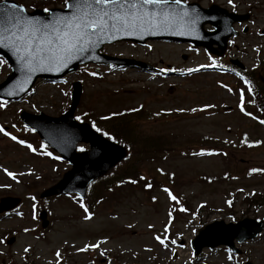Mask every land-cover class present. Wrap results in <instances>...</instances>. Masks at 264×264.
<instances>
[{
	"label": "rangeland",
	"instance_id": "1",
	"mask_svg": "<svg viewBox=\"0 0 264 264\" xmlns=\"http://www.w3.org/2000/svg\"><path fill=\"white\" fill-rule=\"evenodd\" d=\"M17 1L29 10L31 5L62 6V0ZM192 1L204 6L217 3L232 10L227 0H188ZM235 2L236 11L250 13V20L236 25L240 33L230 40L223 60L227 62L231 58H238L246 69H254L264 83V35L258 34L264 30V0ZM246 24L248 30L242 32ZM102 52L139 59L152 64L153 68L144 70L135 66L119 68L86 64L63 81H38L31 94L18 101H9L8 106L0 110V125L39 148L42 140L35 131L25 130L19 116L21 111L61 115L70 106L72 83L77 80L82 82L83 92L76 113L85 120L97 121L107 129H110L109 123L113 118L104 121L102 116L142 105L143 109L135 113L141 118L139 128L132 135L138 136L139 143L135 144L130 159L124 161L114 175L117 171L130 172L138 178L142 173L148 183L149 180L153 182L152 188L144 190V181L136 185H115L111 192H102L101 203L96 204L93 211V220L85 222L82 220V210L72 196H52L46 200L39 196L43 189L61 178L70 167L69 163L30 153L0 135V186L10 185L0 187V198L6 195L23 198L18 211L20 216L15 213L2 218L0 215V238L5 241L0 244V253H3L0 264H24L20 257L22 249L28 245H31V250L27 264H48L50 260L55 264L53 253L57 248L66 257L64 264H91L93 260L95 264H108L109 261L110 264H228L226 247L206 248L195 258L191 240L201 225L215 220L229 222L244 217L264 220V172L248 175L251 168L264 169V125L244 116L237 108L240 90L247 87L232 69H201L188 74L185 69L207 65L211 63L209 57L213 56L202 47L187 43L152 41L139 45L123 41L107 44ZM161 68L180 71L160 73ZM89 72L98 75L91 76ZM9 73L8 67L0 68V83ZM221 84L232 91L228 92ZM245 98L252 101L247 106L252 111L250 104L253 100L247 95ZM206 104L215 107L196 113L187 111ZM178 108L186 111H175ZM158 112L160 115H155ZM262 115L264 119V113ZM13 124L19 131L11 127ZM245 133L249 141L260 140L262 143L254 147L241 145ZM225 140L231 143L226 144ZM80 146L87 148L88 144L80 142ZM201 148L226 152L228 155H181ZM157 168L175 175L161 174L156 171ZM3 169L14 173L31 170L33 175L18 176L17 183ZM225 173L237 179H225ZM209 178L214 179L209 182ZM163 187H169L188 209L185 213L173 212L174 222L169 237L176 239L178 245H184L183 248L170 245V249L175 248L174 254L153 239L154 235L163 232L168 222L167 213L173 210L162 191ZM237 189H243V192ZM248 193L254 194L246 195ZM153 196L156 197L155 202ZM31 197H35V200ZM226 200H232L231 207L225 203ZM33 203L36 205L35 219ZM201 204L203 207H198ZM42 209L47 210L50 219L46 228L41 225L38 215ZM192 213H196L195 217ZM150 224L153 225L151 229L148 227ZM24 228L31 231L25 233ZM13 235L16 240L8 244L7 240ZM104 237L108 239L101 249L108 250L105 257H100L96 252L77 253L75 248L69 246L83 247L85 243H95ZM65 240L68 241L67 245ZM239 247L243 252L233 254L232 264L246 260L253 264H264V230L256 239L241 243ZM148 248L151 251H146Z\"/></svg>",
	"mask_w": 264,
	"mask_h": 264
},
{
	"label": "snow or ice",
	"instance_id": "2",
	"mask_svg": "<svg viewBox=\"0 0 264 264\" xmlns=\"http://www.w3.org/2000/svg\"><path fill=\"white\" fill-rule=\"evenodd\" d=\"M228 6L233 12L237 9L235 0H227ZM250 7V6H249ZM31 11L23 4L11 2L6 0H0V49L5 50L14 59L16 71L20 73V77L17 78L10 88L5 89V95L12 97L17 93L25 92L26 87L30 84L33 75L37 72H61L69 67L74 61L85 58L86 55L94 50L98 49L105 43H111L116 39L123 37L138 36L143 38L144 36L152 35L156 36L162 33H167L173 36H186L194 37L196 39H203L200 35V27L205 21H215V16H205L198 11L196 7L189 5L188 0H62V6L60 8L42 7L37 9L36 5H31ZM209 31H215L214 28H209ZM226 31H231V28H226ZM259 35H264V32H258ZM231 43V41H230ZM149 51L151 46L149 45ZM92 59H99L98 56H93ZM211 63L207 65H199L196 68H187L188 74L198 72L201 69H222L223 66L213 58L209 57ZM8 67L11 71L13 66L9 65L8 61L0 57V68ZM255 68L256 65H253ZM172 71H180L174 68H161L160 73H167ZM91 76H97L96 72H89ZM240 75V73H236ZM243 79V77H242ZM66 83V81H65ZM245 85H248L246 89L240 90L239 103L237 108L244 116L253 120H257L260 125H264V119H259L254 116L252 112L247 111V104L251 103V100H246V95L251 96L254 89L251 87L249 81L244 80ZM223 88H226L228 92L232 89L227 85L221 84ZM9 101L6 99H0V110L5 109L8 106ZM142 107V105H141ZM215 105L206 104L201 108H190L187 111L196 113L198 111H206L209 108H213ZM139 108L129 109V111H139ZM171 111V110H169ZM177 112H184L186 109H175ZM83 115L87 116V113ZM123 113L113 112L110 116H102V120L111 119L114 116H121ZM155 115L159 116L160 113ZM76 121H81V116L74 117ZM16 129V125L11 126ZM92 129L106 137L108 140L114 141V137L103 131L96 125L94 121L91 122ZM19 131V129H16ZM26 131H36L34 128H29L25 125ZM0 135L8 138L10 141L23 148H26L30 153L42 156H48L55 160H60V156H53L52 152L47 151L49 145L47 143H41L39 148L34 147L31 143L24 139H20L12 132L8 131L5 126L0 125ZM59 139V143L62 145L61 151L65 147L71 145L72 137L67 133H56L53 135V139ZM224 143L230 144L231 141L225 140ZM262 143L260 140L249 141L247 133L244 134L240 141L241 145L247 147L258 146ZM235 146V145H233ZM78 152H86L87 149L84 146H80L76 149ZM181 155H190L193 157L203 156H227L226 152H218L214 149L201 148L199 151L191 153H181ZM130 159V153L124 156V160ZM5 174L12 180L19 183L18 176L33 175L29 170L27 173L20 172L14 173L8 169H3ZM157 172L161 174L174 176L175 173H165L163 169L157 168ZM264 172V169L251 168L248 171V175L253 173ZM225 179H237V177H230L228 173L224 174ZM39 179V177H37ZM214 178H209V182ZM139 181H144V187L147 189L152 188V184L147 182L145 176H139L138 179L129 178L127 181L121 180L117 187L124 183L136 185ZM0 187H10V185H3ZM111 192L112 189H109ZM162 191L167 195L168 200L171 202L172 211L167 213L168 222L164 225L163 232L153 236V239L164 249H170L171 246H177L183 248V244H177L176 239H170L169 231L172 223L174 222L173 212L185 213L188 209L183 205L181 199L173 193L169 187H163ZM239 192H243V189H237ZM254 193H248L246 195H253ZM35 200V197H31ZM73 199L79 205L82 210V220L85 222H91L94 218V213L90 211L89 207L78 195ZM152 200L155 202L156 197L153 196ZM97 204L101 201L97 200ZM225 203L229 207L232 205V200H226ZM198 207H203L199 205ZM33 219L36 218V205L33 203ZM16 215L20 216L21 213L17 212ZM195 217L196 213H192ZM115 219V217H113ZM131 227V225H129ZM150 229L153 225L148 226ZM25 233L31 231V229L24 228ZM195 233V229H192ZM5 241L0 238V244ZM108 242L107 237H104L95 243H85L83 247L76 248L75 245H69L75 248L77 253H89L96 252L100 257H105L107 249L101 250L102 246ZM64 243L67 245L68 241ZM31 245L25 246L22 249L21 260L24 264H27V257L30 254ZM173 254L175 248L170 249ZM146 251H151L150 248ZM237 251L234 248L226 249V259L228 264H232L234 260L233 253ZM3 255V253H0ZM53 259L55 264H62L64 257L61 250L57 248L53 253ZM48 264H53V261H48ZM91 264H95V261H91ZM110 264V261L108 262ZM236 264H247L245 261H237Z\"/></svg>",
	"mask_w": 264,
	"mask_h": 264
},
{
	"label": "water",
	"instance_id": "3",
	"mask_svg": "<svg viewBox=\"0 0 264 264\" xmlns=\"http://www.w3.org/2000/svg\"><path fill=\"white\" fill-rule=\"evenodd\" d=\"M6 2L11 3L14 1L6 0ZM189 5L196 7L202 15L215 16L217 18L215 21H205L202 23V27H200V35L203 39L186 36H173L167 33H162L156 36H144L143 38L138 36L123 37L114 41L133 40L139 43H144L149 39H168L183 42L190 41L196 45L206 47L212 53L223 55L226 50L229 37L233 34H237L233 28V23L248 19V14L240 15L234 12H229L227 9L215 4L210 7H202L199 3L192 2L189 3ZM205 24H211L214 26L215 31H206L204 29ZM226 28H231V31H226ZM215 44L217 46H214ZM103 45L93 52L88 53L85 58L74 61L67 69L59 73L37 72L33 75L25 92L17 93L12 97H7L5 95V89L11 87L9 85L13 84V82L20 77V73L16 71L17 66L10 54H8L5 50L0 49V52L7 57L10 64L13 66V72L8 76L6 81L0 84V97L19 98L31 89L38 78L63 77L65 74L77 70L78 66L85 62L147 66L145 63L140 61L101 54L100 49ZM93 56H98L99 59H92ZM233 62L242 66L238 60H234ZM81 92V83L75 82L72 105L70 109L60 117H49L45 114L33 115L27 112H23L21 114L23 121L28 126L34 127L44 140L51 144L73 165V168L67 171L57 184L46 189L41 196L68 194L71 192H76L85 196L88 185L94 179L104 175L128 154L126 147L108 140L101 134L95 132L89 123L77 122L74 119V112L79 103ZM56 133H67L72 137L71 145L65 147L63 151H61L62 145L59 143V139H53V135ZM78 141L90 142V149L83 153L77 152L76 144ZM20 202L21 198L19 197H4L0 201V212H7L16 208ZM41 218L43 219V225L47 226L48 220L46 219L45 211L41 213ZM263 226V221L257 222L255 219L250 218H245L238 223H225L223 220H217L208 224L200 231L199 235L193 240V245L197 253H199L204 246L215 247L219 244H226L239 251V249H237L234 245V240L237 239L239 242H243L246 239H253L262 231ZM12 241H14V237L9 240V242ZM247 264L251 263L247 262Z\"/></svg>",
	"mask_w": 264,
	"mask_h": 264
},
{
	"label": "trees",
	"instance_id": "4",
	"mask_svg": "<svg viewBox=\"0 0 264 264\" xmlns=\"http://www.w3.org/2000/svg\"><path fill=\"white\" fill-rule=\"evenodd\" d=\"M254 95H255V101L254 104L256 106V109L262 111L264 110V86L263 84L256 80V87L254 88ZM113 118V119H112ZM111 119H108L106 121H110L109 126L110 129H107L105 126H103L104 130L108 133H110L117 141L124 143L128 145L133 149L135 144H138V136L133 137L132 135L135 131H138L139 128V122L141 121L140 117H137L134 112L132 113H124L121 116H114ZM148 145H146L147 147ZM150 146V145H149ZM155 148V147H152ZM147 150V148H146ZM153 150L152 152H154ZM132 173L126 172V173H117L115 175H112L110 177L102 178L95 183L92 184L90 187V191L92 192V197L96 199L97 197H101L102 190H109V188H114V185L119 184L121 180L127 181L131 177ZM114 186V187H113Z\"/></svg>",
	"mask_w": 264,
	"mask_h": 264
}]
</instances>
